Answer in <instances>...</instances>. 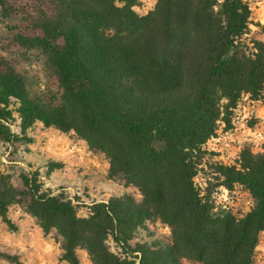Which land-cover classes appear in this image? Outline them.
<instances>
[{
    "label": "trees",
    "instance_id": "1",
    "mask_svg": "<svg viewBox=\"0 0 264 264\" xmlns=\"http://www.w3.org/2000/svg\"><path fill=\"white\" fill-rule=\"evenodd\" d=\"M46 1L48 8L27 13L29 27L42 33L28 40L44 52L61 93L39 99L5 80L0 141L26 142L35 120L74 130L142 197L93 201L79 216L70 198L42 189L36 171L18 174L23 189L0 172V214L6 218L9 204L28 197L69 264H80L77 247L86 249L91 264H254L264 231V153L242 149L238 166L216 167L227 189L240 184L256 198L241 218L214 212L193 182L201 144L215 133L217 120L226 121L221 113L242 92L263 95L264 42H245V1L157 0L143 15L133 9L138 0ZM9 97L18 100L19 132L11 127ZM156 219L168 225V241L132 242L147 220Z\"/></svg>",
    "mask_w": 264,
    "mask_h": 264
},
{
    "label": "rangeland",
    "instance_id": "2",
    "mask_svg": "<svg viewBox=\"0 0 264 264\" xmlns=\"http://www.w3.org/2000/svg\"><path fill=\"white\" fill-rule=\"evenodd\" d=\"M249 8L245 42H264V0H244ZM0 6V86L5 80L18 84L31 97L44 95L57 99L61 88L48 65L44 52L28 39L41 31L28 25L27 13L32 8L49 5L46 0H5ZM157 0H138L133 9L143 15L154 9ZM42 100V99H41ZM222 103L225 100H221ZM7 107L13 114L12 130L19 132L18 100L9 97ZM217 120L215 133L200 146L203 156L193 182L213 204L214 212H227L241 218L256 203L254 195L240 184L227 189L215 172L218 164L238 166L242 149L264 153V89L262 98L255 99L242 92L233 107ZM28 140L14 146L0 141V172L23 189L18 178L21 172L36 171L42 189L52 194L62 193L76 204L79 216H85L93 201H107L110 197L129 194L135 200L142 195L137 186L109 169L107 155L89 147L74 130H62L53 124L35 120L26 131ZM30 199L23 195L19 202L7 207L6 218L0 214V264H69L61 259V249L53 230L45 232L38 218L30 210ZM9 219V222L7 221ZM136 231L134 241L158 245L168 241L170 229L159 219L147 220ZM108 245L115 250L109 239ZM80 264H91L85 248L75 249ZM183 264H195L182 260ZM254 264H264V231L258 235L254 248Z\"/></svg>",
    "mask_w": 264,
    "mask_h": 264
}]
</instances>
